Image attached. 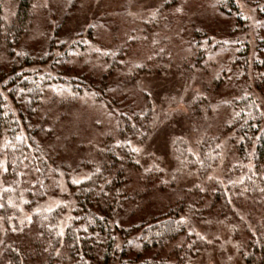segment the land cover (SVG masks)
I'll return each mask as SVG.
<instances>
[{
	"label": "trees",
	"instance_id": "trees-1",
	"mask_svg": "<svg viewBox=\"0 0 264 264\" xmlns=\"http://www.w3.org/2000/svg\"><path fill=\"white\" fill-rule=\"evenodd\" d=\"M36 1L0 0V161L8 167L6 173L0 168V264H195L210 243L192 219L214 215L227 216L246 264H264V113L254 94L247 91L230 100L228 123L209 131L197 145L174 140L177 174L198 180L167 206L172 198L160 193L169 194L175 184L163 183L162 171L143 168L132 151L148 139L154 122L151 98L138 85L149 68L129 63V44L95 47L91 30L68 45L58 42L56 29L40 56L21 50L37 20ZM175 3L167 0L145 24V33L151 31L149 25L163 24V15H174ZM215 3L244 25L236 0ZM257 10L264 16V2H257ZM198 36L178 58L183 76L203 52ZM247 44L238 46L231 64L259 92L264 88V56L251 61ZM258 50L264 53V41ZM90 97L95 106L119 111L101 120L97 159L82 163L88 176L74 184L70 166L58 163L63 152L49 143L56 125L73 117ZM210 111L207 98L194 100L197 121ZM7 142L16 147H6ZM220 164L227 165L225 184L209 179ZM63 179L71 197L49 212L42 206L59 195ZM157 197L159 208L152 207L157 212L122 226L126 212L138 211L132 203L147 199L151 204Z\"/></svg>",
	"mask_w": 264,
	"mask_h": 264
},
{
	"label": "rangeland",
	"instance_id": "rangeland-1",
	"mask_svg": "<svg viewBox=\"0 0 264 264\" xmlns=\"http://www.w3.org/2000/svg\"><path fill=\"white\" fill-rule=\"evenodd\" d=\"M73 1L37 0L34 7L36 23L21 42L20 49L34 56L46 53L56 29L58 42L68 45L89 30L94 35L95 47L101 50L116 44L130 45L129 63L144 64L150 70L142 75L138 85L149 95L154 108L150 136L144 143L135 145L140 150L137 160L145 169L162 171V182L166 185L175 184L169 194L160 193L172 198L167 205L172 206L176 195L189 190L198 180L197 176L187 173L177 174L174 140L181 138L190 147L197 145L209 131L215 132L228 123L232 114L228 102L241 98L247 91L259 100L264 113V88L256 91L250 79L239 78L240 68L231 64L239 51L238 46L245 43H248L251 61L263 58L264 53L258 50V45L264 41V16L257 10V2L264 0H236L244 25L238 24L235 16H228L226 10L221 12L216 6L217 0H175L172 7L175 14L163 15L166 19H162L163 24L158 27L149 25L151 31L148 34L144 31L145 24L167 0H78L71 5ZM195 34H199L203 52L196 66L189 69L191 73L183 76L177 61L191 47L190 39ZM131 39L136 42L129 43ZM199 98H207L211 109L201 121H197L192 112V104ZM118 111L116 106H95L90 97L73 117L56 125L57 134L49 145L61 149L63 154L59 155L58 163L70 166L73 180L80 181L88 176L89 172L82 163L97 159L104 130L100 122L116 116ZM224 155L223 162L227 163L228 148ZM226 166L220 164L210 177L224 183L227 180ZM69 197L71 193L63 179L59 195L48 197L42 207L53 209ZM160 200L157 197L151 204L147 199L132 203L130 207L138 211L132 214L129 210L120 223L122 226L131 225L148 217L152 211L157 212L152 207L159 208ZM192 221L195 230L210 243L209 249L198 257L195 264H246L238 252L227 216L214 215Z\"/></svg>",
	"mask_w": 264,
	"mask_h": 264
},
{
	"label": "snow or ice",
	"instance_id": "snow-or-ice-1",
	"mask_svg": "<svg viewBox=\"0 0 264 264\" xmlns=\"http://www.w3.org/2000/svg\"><path fill=\"white\" fill-rule=\"evenodd\" d=\"M177 11H179V9H177ZM15 140H16V141H21V140H22V137H20V136H16V137H15ZM5 146H6V147H7V146H12V147H14V148L16 147V145L12 144V142H7ZM132 151H134V152H139L140 150H139V149H136V148H133ZM0 168H2V169H3V172H5V173L8 171V167L5 165V163H4L3 161H0ZM37 171H39V169H37ZM21 175H23V173H21ZM209 179H212V177H209ZM72 183H74V184H75V183H80V181H78V180H73ZM4 191H5V192H7V191H11V189H10V188H5ZM0 207H3V205L0 204ZM47 211L51 212V211H53V209H52L51 207H49V208L47 209ZM29 222H30V218H29ZM58 234H59V235H62L63 233L60 232V233H58Z\"/></svg>",
	"mask_w": 264,
	"mask_h": 264
}]
</instances>
